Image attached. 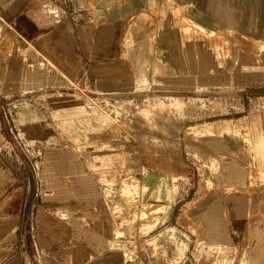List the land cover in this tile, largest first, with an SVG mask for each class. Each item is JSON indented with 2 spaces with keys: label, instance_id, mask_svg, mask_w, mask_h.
<instances>
[{
  "label": "rangeland",
  "instance_id": "obj_1",
  "mask_svg": "<svg viewBox=\"0 0 264 264\" xmlns=\"http://www.w3.org/2000/svg\"><path fill=\"white\" fill-rule=\"evenodd\" d=\"M57 2L67 14L75 13L76 0ZM248 4L247 23L238 21L236 29L193 33L186 21L187 42L194 34L204 41L205 70L177 67L154 41L172 80H147V89L140 90L142 85L136 95L121 96L51 72L50 61L0 20V155L31 186L20 222L22 264H194L200 241L181 216L183 198L215 184L209 171L214 160L199 149L198 122L230 118L246 123L234 132L249 134L252 116L261 115L255 152L264 178V78L246 82L222 73L235 70L237 64L226 66V60L240 56L252 57L264 71V0ZM40 96L44 109L31 105ZM60 97L103 117L102 132L72 144L22 126L21 111L48 115ZM160 185L165 191H158Z\"/></svg>",
  "mask_w": 264,
  "mask_h": 264
},
{
  "label": "crops",
  "instance_id": "obj_2",
  "mask_svg": "<svg viewBox=\"0 0 264 264\" xmlns=\"http://www.w3.org/2000/svg\"><path fill=\"white\" fill-rule=\"evenodd\" d=\"M57 1L0 0V20L50 61L51 72L59 71L72 81L87 80L113 96L136 95L147 80H172L156 57L154 41L177 67L205 70L200 54L204 41L194 34L187 42L186 21L192 23L193 33H212L236 29L234 24L247 23L250 14L249 0H76L73 15ZM229 48L233 52L235 46ZM233 60H226V66L237 64L235 70L222 72L229 79L264 78L252 57ZM218 73L211 78L216 80ZM55 104L48 115L21 111L22 126L38 135H59L72 144L102 132L103 117L92 109L69 97L56 98ZM252 117L251 143L246 129L234 132L245 122L240 126L230 118H213L196 126L200 151L214 160V170L208 168L215 184L198 196L183 198L181 216L200 241L192 254L194 264H264V178L257 172L260 157L255 152L261 141V115ZM158 191H165L162 185ZM30 193L24 173L0 155V264H22L20 222Z\"/></svg>",
  "mask_w": 264,
  "mask_h": 264
},
{
  "label": "built area",
  "instance_id": "obj_3",
  "mask_svg": "<svg viewBox=\"0 0 264 264\" xmlns=\"http://www.w3.org/2000/svg\"><path fill=\"white\" fill-rule=\"evenodd\" d=\"M41 98L42 97L40 96L38 98V101H35L34 104H31V105L34 106V108L44 109L47 106V103H43V99ZM21 108H24L23 103L20 104V107L18 109H21Z\"/></svg>",
  "mask_w": 264,
  "mask_h": 264
}]
</instances>
